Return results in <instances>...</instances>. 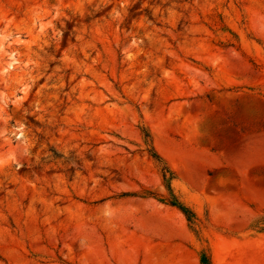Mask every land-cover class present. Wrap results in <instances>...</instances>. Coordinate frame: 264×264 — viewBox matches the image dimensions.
<instances>
[{
    "label": "rangeland",
    "instance_id": "rangeland-1",
    "mask_svg": "<svg viewBox=\"0 0 264 264\" xmlns=\"http://www.w3.org/2000/svg\"><path fill=\"white\" fill-rule=\"evenodd\" d=\"M203 254L264 264V0H0V264Z\"/></svg>",
    "mask_w": 264,
    "mask_h": 264
},
{
    "label": "trees",
    "instance_id": "trees-1",
    "mask_svg": "<svg viewBox=\"0 0 264 264\" xmlns=\"http://www.w3.org/2000/svg\"><path fill=\"white\" fill-rule=\"evenodd\" d=\"M146 137L150 138V134L146 133ZM150 151H151L152 156L156 160H158V161L161 160L160 156L156 153L155 148L152 145H151V150ZM162 174H163V178H164L165 181H170L171 178L168 177V175H171V177H172V173L170 172L168 167H166V166L163 167ZM167 188H168V190L170 192L169 193L170 195H169V197L164 198V200L168 204L178 207L184 213V215L187 217L188 221L192 223L193 219L195 217L194 213L190 209H188L183 203H181V201L172 193V187H171L170 182L167 183ZM201 263L202 264H212L210 257L208 255H206V254L202 255Z\"/></svg>",
    "mask_w": 264,
    "mask_h": 264
}]
</instances>
